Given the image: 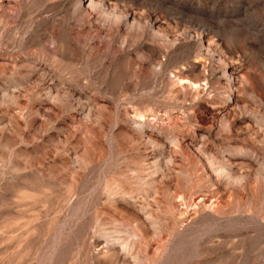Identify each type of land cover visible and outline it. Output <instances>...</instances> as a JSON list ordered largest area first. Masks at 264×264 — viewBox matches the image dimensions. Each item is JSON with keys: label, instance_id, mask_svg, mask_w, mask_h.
Returning a JSON list of instances; mask_svg holds the SVG:
<instances>
[{"label": "rangeland", "instance_id": "374dc122", "mask_svg": "<svg viewBox=\"0 0 264 264\" xmlns=\"http://www.w3.org/2000/svg\"><path fill=\"white\" fill-rule=\"evenodd\" d=\"M0 264H264V0H0Z\"/></svg>", "mask_w": 264, "mask_h": 264}]
</instances>
